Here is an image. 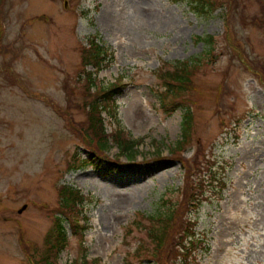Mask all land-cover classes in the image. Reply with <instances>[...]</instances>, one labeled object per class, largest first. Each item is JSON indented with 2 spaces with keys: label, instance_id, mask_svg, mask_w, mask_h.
Masks as SVG:
<instances>
[{
  "label": "rangeland",
  "instance_id": "374dc122",
  "mask_svg": "<svg viewBox=\"0 0 264 264\" xmlns=\"http://www.w3.org/2000/svg\"><path fill=\"white\" fill-rule=\"evenodd\" d=\"M214 4L0 0V264H264V0ZM92 40L107 65L90 89ZM191 59L201 64L177 100L193 111L186 135L160 74ZM114 84L123 92L117 119L103 114L107 131L122 127L138 154L120 157L112 142L100 166L74 168L92 149L80 132L87 103ZM63 184L84 193L85 227L65 223L56 258L47 236ZM160 204L175 217L152 255L145 216ZM185 228L199 237L187 262L176 248Z\"/></svg>",
  "mask_w": 264,
  "mask_h": 264
},
{
  "label": "trees",
  "instance_id": "16d2710c",
  "mask_svg": "<svg viewBox=\"0 0 264 264\" xmlns=\"http://www.w3.org/2000/svg\"><path fill=\"white\" fill-rule=\"evenodd\" d=\"M198 10L209 11L216 10L219 6H216L214 2L216 0H188ZM212 38V37H211ZM211 38L207 39V44L210 46L212 44ZM107 57V50L101 46L95 40H92L88 46L84 49V64L86 66H93L94 71H89V88H95V78L92 76L96 75L104 66L107 64L104 62ZM200 59L188 60V61H178L176 64L172 65V69L163 71L160 74L162 79V85L164 90L161 94V101L165 106H170L171 111H175L178 108L184 110L182 128L183 132L187 135L191 130L193 125V111L190 106L184 105L177 102V100L182 99L185 94H189V90L193 87L192 78L197 68L200 66ZM111 89L102 92L99 95L93 96L87 103L88 108V125L85 128H80V132L86 136L88 143L91 145L92 149H89L87 156L81 158L77 156V160H74V168H83L84 166H100L103 161V157L106 156V152L110 149V143H115L118 147V152L121 156H130L132 158L136 157L138 154L137 147L139 143L136 139L124 134V129L117 128L112 129V132L107 131L106 122L103 114L106 113L110 117L117 119V113L119 105L117 104V97L122 94L123 89L117 84L112 85ZM95 90V89H94ZM97 90V89H96ZM173 106V107H172ZM117 123V122H116ZM92 133V134H91ZM183 133V134H184ZM93 135V136H92ZM184 137V136H183ZM183 141H181L177 150L183 148ZM75 156V158H76ZM118 158V157H117ZM120 160V159H119ZM112 164V163H111ZM206 178V176H205ZM60 194V206L55 215V223L47 236L48 249L55 250V256L58 258L59 253H61L68 241L67 230L65 228V223L71 225L74 232L79 234L80 229H84L85 225H81L83 217L81 216L82 207L85 206L84 193L67 184H63L59 189ZM149 220V227L146 230L148 238L151 240L155 247V252L152 255H156L157 251L160 250L162 244L168 240L169 233L171 231L172 222L174 221V207H169L166 204H160L153 214L145 216ZM84 224V223H83ZM86 230V229H85ZM186 231L185 238L182 243L176 244L178 249L180 259L187 262L190 258H194L196 247L198 244V238L195 231ZM54 233L56 235H54ZM85 233V231L81 232ZM139 246V245H138ZM144 249V245H142ZM167 246V245H166ZM140 246L137 247L139 250ZM45 264H54L48 257L45 259ZM71 264H91L87 257L76 258Z\"/></svg>",
  "mask_w": 264,
  "mask_h": 264
},
{
  "label": "bare ground",
  "instance_id": "6f19581e",
  "mask_svg": "<svg viewBox=\"0 0 264 264\" xmlns=\"http://www.w3.org/2000/svg\"><path fill=\"white\" fill-rule=\"evenodd\" d=\"M136 171H137V173H135V172L130 173L131 176H132L133 178L139 176V172H138V170H136ZM93 176H94V175H93ZM78 178H79V181H80L81 183H83V181L86 180V175H85V176H83V175H79ZM108 184H109V182H105V181H104V183H102V187H101V188H102L103 191L106 190V187H105V186H108Z\"/></svg>",
  "mask_w": 264,
  "mask_h": 264
},
{
  "label": "water",
  "instance_id": "95a60500",
  "mask_svg": "<svg viewBox=\"0 0 264 264\" xmlns=\"http://www.w3.org/2000/svg\"><path fill=\"white\" fill-rule=\"evenodd\" d=\"M22 210V209H21Z\"/></svg>",
  "mask_w": 264,
  "mask_h": 264
}]
</instances>
